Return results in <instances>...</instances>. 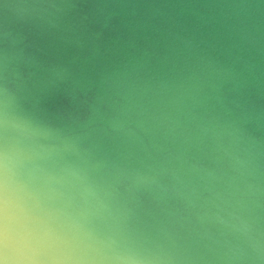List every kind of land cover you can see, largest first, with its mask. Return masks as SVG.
Wrapping results in <instances>:
<instances>
[{"label": "clouds", "instance_id": "obj_1", "mask_svg": "<svg viewBox=\"0 0 264 264\" xmlns=\"http://www.w3.org/2000/svg\"><path fill=\"white\" fill-rule=\"evenodd\" d=\"M0 264H264V0H0Z\"/></svg>", "mask_w": 264, "mask_h": 264}]
</instances>
